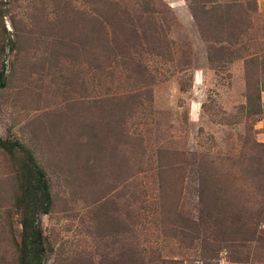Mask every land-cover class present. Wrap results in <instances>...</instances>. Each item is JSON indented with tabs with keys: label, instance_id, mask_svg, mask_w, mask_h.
Returning a JSON list of instances; mask_svg holds the SVG:
<instances>
[{
	"label": "rangeland",
	"instance_id": "1",
	"mask_svg": "<svg viewBox=\"0 0 264 264\" xmlns=\"http://www.w3.org/2000/svg\"><path fill=\"white\" fill-rule=\"evenodd\" d=\"M2 81L0 264H264V0H0Z\"/></svg>",
	"mask_w": 264,
	"mask_h": 264
},
{
	"label": "trees",
	"instance_id": "2",
	"mask_svg": "<svg viewBox=\"0 0 264 264\" xmlns=\"http://www.w3.org/2000/svg\"><path fill=\"white\" fill-rule=\"evenodd\" d=\"M0 83L3 84V81ZM41 187L44 193V199L49 204L50 195L48 188L45 184H42ZM214 194H217L216 190H214L213 196L206 195L204 199L206 204L205 206H207V208H209V210L213 212L212 216L214 218V222L220 226L222 230L221 232L226 237L225 239L233 243L255 241V234L257 230L256 226L258 224L257 220H255L256 216L253 215V217L247 218L248 220H244V218L246 217L241 216V214L236 211L237 205L232 202H228L226 204V206L230 209L229 213H226L224 210L221 209L214 211L215 209H218L221 205L220 196ZM26 207L29 208V204ZM24 209L25 210H23V216L21 221L22 247L24 251V254L21 256L23 259L22 264H42L41 256L33 253L34 250H36L37 243L42 238V233L40 230L36 212L40 210L42 213H46L48 208L44 205L38 206V208L37 206H34L33 211L31 209ZM214 213L216 214L215 216Z\"/></svg>",
	"mask_w": 264,
	"mask_h": 264
}]
</instances>
